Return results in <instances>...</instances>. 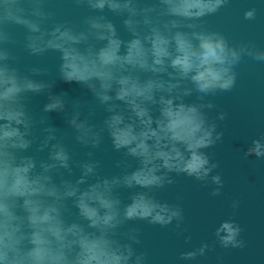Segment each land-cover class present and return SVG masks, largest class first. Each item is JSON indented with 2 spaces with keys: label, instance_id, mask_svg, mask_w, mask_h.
<instances>
[{
  "label": "clouds",
  "instance_id": "obj_1",
  "mask_svg": "<svg viewBox=\"0 0 264 264\" xmlns=\"http://www.w3.org/2000/svg\"><path fill=\"white\" fill-rule=\"evenodd\" d=\"M231 3L0 0V264H150L140 224L191 241L182 207L157 194L184 176L221 195L209 150L227 113L211 117V98L232 92L246 59L264 64V47L209 25ZM262 9L250 0L242 20L255 22ZM49 54L54 70L43 62ZM57 81L84 95L55 92ZM40 95L37 112L31 100ZM106 140L117 154L110 172L96 156ZM243 157L264 160V133ZM229 207L212 243L180 252L177 264L246 247L240 201Z\"/></svg>",
  "mask_w": 264,
  "mask_h": 264
},
{
  "label": "water",
  "instance_id": "obj_2",
  "mask_svg": "<svg viewBox=\"0 0 264 264\" xmlns=\"http://www.w3.org/2000/svg\"><path fill=\"white\" fill-rule=\"evenodd\" d=\"M259 2L264 5V0ZM249 5L250 0H232L228 8L208 18V23L232 41L252 40L257 46L264 47V9L255 22H245L242 15ZM43 62L54 70L56 55H47ZM237 71V84L232 92L211 98L217 106L210 113L211 117L219 111L227 113L226 120L218 122V130L224 134L222 141L209 150L213 161L219 165L216 172L221 174L224 182L221 195L210 196L212 186L204 187L184 176L174 177L175 184L157 195L161 200L182 207L185 217L182 227L187 229L184 235H190L191 241L185 244L184 236H177L171 226L162 229L138 225L143 232V247L149 252L150 264H177L180 252L199 247L204 242L212 243L215 227L232 213L229 207L232 200L240 201L235 219L244 230L242 238L246 247L241 250L215 247L193 264H217V257L221 258L222 264H264V160L243 157L251 139L264 133V64L246 59ZM54 91L67 92L74 99L84 95V90L75 83L57 81ZM44 103L43 95L34 96L31 107L39 112ZM49 116L55 127H66L63 114L51 113ZM96 119L97 122L103 119V114L98 113ZM75 151L77 158H83L84 150L77 147ZM96 156L102 161L105 172L112 171V161L117 154L111 151L110 141H105Z\"/></svg>",
  "mask_w": 264,
  "mask_h": 264
}]
</instances>
